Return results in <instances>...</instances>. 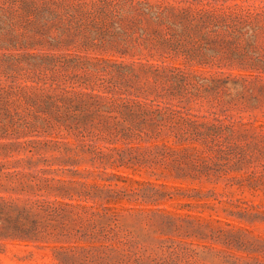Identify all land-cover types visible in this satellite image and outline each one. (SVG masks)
<instances>
[{
	"label": "rangeland",
	"instance_id": "rangeland-1",
	"mask_svg": "<svg viewBox=\"0 0 264 264\" xmlns=\"http://www.w3.org/2000/svg\"><path fill=\"white\" fill-rule=\"evenodd\" d=\"M59 2L46 85L0 68V264H264V0Z\"/></svg>",
	"mask_w": 264,
	"mask_h": 264
},
{
	"label": "trees",
	"instance_id": "trees-1",
	"mask_svg": "<svg viewBox=\"0 0 264 264\" xmlns=\"http://www.w3.org/2000/svg\"><path fill=\"white\" fill-rule=\"evenodd\" d=\"M59 0H0V35L2 33L8 32L9 34L13 33L15 22L11 14L14 9L19 7L26 8L30 15V32L31 38L28 41V45L31 47L30 50H26L20 53H8L5 55L3 61L0 63L1 72L6 75L7 79L15 81L21 72H24L28 75L35 76L38 82H43L44 85L49 81L47 76H43L47 70H52L51 59L45 54L43 48L46 45L47 41V26L51 25V21L56 19V6L59 5ZM106 6V5H104ZM14 36V34H12ZM15 37V36H14ZM53 39L50 43H53ZM14 43H5L3 46L7 48H19L23 45H17L16 41H11ZM40 47L38 51L32 50L34 48ZM6 78L1 81V83L6 82ZM52 85V83H50ZM13 86V85H12ZM73 89H68L64 86V89L70 92L77 93L76 96H69V99L73 100L78 97L81 93L89 94L84 90L75 88V85H72ZM51 100L48 102V107L56 108V118L62 119L63 121L69 124H75L79 118L75 112L70 113L68 109L62 110V104H59L61 101L66 100L67 96L65 93L62 94H52L50 95ZM83 101V99H82ZM53 105V106H49ZM9 206L8 200L6 197L0 194V224L4 225V228H9L4 223L12 219V215L7 216L5 214V209ZM19 221L15 220V225L13 226L12 233H22L26 229L22 225L18 224ZM8 230V229H7Z\"/></svg>",
	"mask_w": 264,
	"mask_h": 264
}]
</instances>
